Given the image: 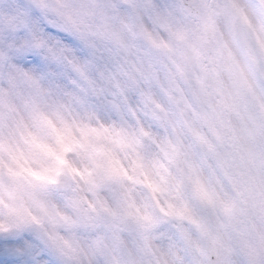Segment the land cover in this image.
I'll use <instances>...</instances> for the list:
<instances>
[{"label":"clouds","instance_id":"clouds-1","mask_svg":"<svg viewBox=\"0 0 264 264\" xmlns=\"http://www.w3.org/2000/svg\"><path fill=\"white\" fill-rule=\"evenodd\" d=\"M0 264H264V0H0Z\"/></svg>","mask_w":264,"mask_h":264}]
</instances>
